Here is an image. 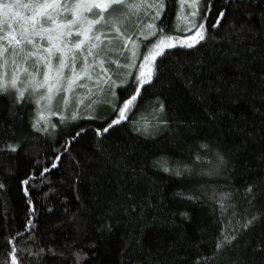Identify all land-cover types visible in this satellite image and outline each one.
Segmentation results:
<instances>
[{"label":"trees","instance_id":"obj_1","mask_svg":"<svg viewBox=\"0 0 264 264\" xmlns=\"http://www.w3.org/2000/svg\"><path fill=\"white\" fill-rule=\"evenodd\" d=\"M79 1L0 6L23 5L31 26L60 5L81 45ZM123 1L83 15L85 32L138 47L99 109L51 112L46 76L66 71L54 57L36 84L0 83V264H264V0H201L189 31L180 0H158L117 31L104 23Z\"/></svg>","mask_w":264,"mask_h":264},{"label":"rangeland","instance_id":"obj_2","mask_svg":"<svg viewBox=\"0 0 264 264\" xmlns=\"http://www.w3.org/2000/svg\"><path fill=\"white\" fill-rule=\"evenodd\" d=\"M123 0H80L76 9V24L83 25V33L81 34L84 42L79 45L70 43L71 33L75 23L72 20L59 21L58 9L47 16H41L32 20L31 26H28L26 19L22 14L23 5L14 3L13 5L4 4L0 6V83L26 82L31 80V84L40 82L37 73L33 69L40 68L43 58L46 57L47 62L52 64L58 61L65 73L58 76L47 75L48 83L47 94L49 100L48 107L52 111L60 107L62 111L75 110V114L89 113L87 110H97L106 100L108 91L114 87L112 84L119 72L125 68V62L132 63L138 51L137 45L130 48L127 46L128 39L122 34L120 37L106 39L101 35H97V23L90 33L85 32L91 20L88 21L83 15L91 9L97 7L107 9L115 3ZM158 0H124L127 3L122 11H126V15L105 22L108 26H113L119 31L118 26L122 23L131 24L134 31H137L140 19H153L154 4ZM162 1V0H159ZM182 11L180 16V24L178 29L189 31L197 24V14L201 7V0H180ZM78 24V25H79ZM103 24V25H104ZM100 33V32H99ZM39 38L45 39V44L38 41ZM10 41L6 45V40ZM18 39V40H15ZM15 40V41H14ZM47 42V43H46ZM79 43V42H77ZM171 44V42H169ZM166 44V43H165ZM128 47V48H127ZM77 48V49H76ZM77 54L74 55V53ZM33 54V59L27 57ZM73 54V55H72ZM156 53L150 55L140 68L141 83L144 84L152 75V63ZM84 71L90 77L89 85L72 87L65 82L67 71ZM104 70V75L101 71ZM100 74L96 75V72ZM112 75V76H111ZM46 87V85L44 86ZM53 94L52 98L48 95ZM62 95L63 102L57 103L55 100ZM61 98V99H62ZM132 105V101L127 103L125 112ZM73 108V109H72ZM50 111V110H49ZM92 113V112H91Z\"/></svg>","mask_w":264,"mask_h":264}]
</instances>
